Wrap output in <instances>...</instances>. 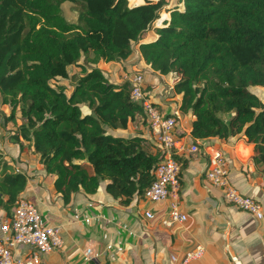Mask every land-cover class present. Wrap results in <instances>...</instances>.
<instances>
[{
    "label": "trees",
    "instance_id": "1",
    "mask_svg": "<svg viewBox=\"0 0 264 264\" xmlns=\"http://www.w3.org/2000/svg\"><path fill=\"white\" fill-rule=\"evenodd\" d=\"M67 2L81 9L75 24L63 16ZM178 2L166 9L169 0H0V101L9 108L7 124L17 114L21 121L6 149L16 162L36 157L63 205L77 194L94 201L102 185L124 206L142 202L164 158L131 85L111 81L103 64L142 74L143 92L158 109L142 62L175 77L193 142L245 139L264 174V100L251 91L264 90V0ZM163 12L170 19L154 27ZM153 29L157 38L144 40ZM176 159L183 171L188 160ZM1 168L0 210L11 221L28 177L10 167L0 146Z\"/></svg>",
    "mask_w": 264,
    "mask_h": 264
},
{
    "label": "crops",
    "instance_id": "2",
    "mask_svg": "<svg viewBox=\"0 0 264 264\" xmlns=\"http://www.w3.org/2000/svg\"><path fill=\"white\" fill-rule=\"evenodd\" d=\"M140 4L144 3L135 0L130 6ZM177 4L181 5L178 0H169L166 9ZM164 13L169 20L170 14ZM155 35L154 31H150L144 40L153 39ZM136 56L142 60L138 47ZM112 64L111 73L108 69L110 64L100 67L109 71L111 81L124 82L128 75H121V66ZM142 64H145L144 61ZM136 65H133V70L137 69ZM146 72L154 77L155 83H149V95L160 104L159 110L170 115L179 109L180 96L168 90L169 81L173 83L177 79ZM158 82L163 87L161 93L154 87ZM170 97H174V100H168ZM180 125L185 132L182 144L187 149L193 139L182 115ZM134 129V126L130 127V131ZM141 130L147 131V127H141ZM2 139L0 146L7 163L13 170L23 171L30 178L23 195L36 205L47 223L62 227L60 235L63 247L44 255V264H176L171 260L173 256L182 260L187 251L198 246L204 248V253L190 264H264V218L258 220L252 214L226 203L223 193L207 184L204 178L214 155L221 153L226 159L230 181L242 195L257 199L264 212L263 167L254 160V146L247 144L245 139L197 141L200 149L198 155L181 154L188 160V165L181 174L178 204L188 216V221L185 226L173 227L162 226L161 217L153 221L144 218V212L148 209L159 216L164 215L169 203L154 205L145 200H134L129 206H124L106 195L104 185L90 203L83 195L77 194L69 206L63 205L60 197L50 193L51 186L47 185L49 178L38 162L37 166L34 164L35 157H22L16 162L7 152L8 138L5 136ZM14 150L16 153L18 149ZM87 217L92 219L90 224L85 222ZM5 219L6 214L0 210V224ZM108 246H112V250L108 251ZM88 248L96 254V258L90 262L86 261L85 256ZM30 251L28 247L17 246L15 255L25 257Z\"/></svg>",
    "mask_w": 264,
    "mask_h": 264
},
{
    "label": "built area",
    "instance_id": "3",
    "mask_svg": "<svg viewBox=\"0 0 264 264\" xmlns=\"http://www.w3.org/2000/svg\"><path fill=\"white\" fill-rule=\"evenodd\" d=\"M159 1L143 0V3H157ZM159 20L154 23V27H161L164 21L168 19L167 17L164 19L163 14ZM144 65L147 71L153 72L148 65ZM161 77L164 78L165 76ZM125 81L131 85V99L143 107L149 129L164 155L163 161L155 170V179L146 191L144 200L154 205L165 203H169V205L164 215L159 216L153 210L148 209L144 212V218L147 221H153L161 217V224L165 227L185 226L188 216L181 211L178 204L182 170L176 158L184 152L192 157L198 155L200 153L198 142H193L187 149L184 148L185 146L182 144L184 136L179 138L177 135L178 131H183V127L180 125L181 113L179 109H175L172 114L167 115L156 108L143 92L144 77L142 74L127 76ZM175 84L176 80L173 83L169 81L168 90L174 92ZM14 171L26 174L29 182L30 178L27 173L17 169ZM204 178L207 184L223 193L226 203L252 214L258 220H263L264 212L261 203L255 198L242 195L232 185L226 159L221 153L214 155ZM171 199L173 201L170 202ZM91 220L87 217L85 222L90 224ZM61 228L59 224L47 223L36 205L22 194L13 220H4L0 224V264H44L42 261L44 255L59 251L63 247V240L60 235ZM17 246L28 247L31 251L25 257H17L15 255ZM112 248V246H108L107 250L110 251ZM203 253L204 248L198 246L194 250L187 251L182 260L176 256H173L171 260L176 264H190L199 259ZM85 256L88 262L96 258V254L89 248L86 250Z\"/></svg>",
    "mask_w": 264,
    "mask_h": 264
},
{
    "label": "rangeland",
    "instance_id": "4",
    "mask_svg": "<svg viewBox=\"0 0 264 264\" xmlns=\"http://www.w3.org/2000/svg\"><path fill=\"white\" fill-rule=\"evenodd\" d=\"M130 1H131V3H135V0H130ZM139 1L141 2V0H139ZM62 11H63V16H64L66 22H68L70 24H75L78 22V16L81 12V9L78 5L67 2V3L62 5ZM163 14H164V18H165V13L163 12L162 15ZM159 22H160V20H159ZM112 66H113V64H110V66L108 68L110 73L112 71V68H111ZM173 80H174V78H173ZM146 82L147 83H150V82L155 83L154 77L147 74L146 75ZM154 87H156V90L160 93L163 91L162 84H160L159 82L156 83L154 85ZM251 91L253 93L257 94L262 100H264V90L257 88V87H252ZM7 116H9V108L2 106L1 101H0V133H1V138L4 139V137L6 136V138H9L8 140H6V143H7V141H8V143H10L12 141L11 137L15 133V131L13 130L14 129L13 125L14 124L19 125V124H21V121L19 120L20 114H17L15 121L11 124H7L6 123V117ZM111 134H113L115 136H127V137L131 136L130 133H124V132L122 133L120 131H111ZM8 154L10 155L11 158H13L11 153L8 152ZM33 162L36 166L38 165L37 164L38 160L36 157L33 159ZM2 173H3V168L0 169V174H2ZM48 180L49 181L47 182V185L51 186L50 184L52 183V178H49Z\"/></svg>",
    "mask_w": 264,
    "mask_h": 264
},
{
    "label": "water",
    "instance_id": "5",
    "mask_svg": "<svg viewBox=\"0 0 264 264\" xmlns=\"http://www.w3.org/2000/svg\"><path fill=\"white\" fill-rule=\"evenodd\" d=\"M141 106V104H139Z\"/></svg>",
    "mask_w": 264,
    "mask_h": 264
}]
</instances>
